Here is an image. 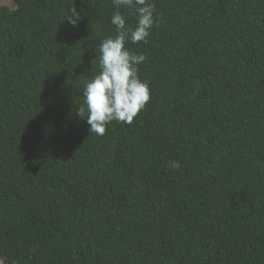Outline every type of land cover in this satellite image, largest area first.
Returning a JSON list of instances; mask_svg holds the SVG:
<instances>
[{"label":"trees","instance_id":"trees-1","mask_svg":"<svg viewBox=\"0 0 264 264\" xmlns=\"http://www.w3.org/2000/svg\"><path fill=\"white\" fill-rule=\"evenodd\" d=\"M147 2L158 24L126 47L151 98L103 136L77 109L112 0L0 7L7 264H264V0Z\"/></svg>","mask_w":264,"mask_h":264},{"label":"clouds","instance_id":"clouds-1","mask_svg":"<svg viewBox=\"0 0 264 264\" xmlns=\"http://www.w3.org/2000/svg\"><path fill=\"white\" fill-rule=\"evenodd\" d=\"M117 9L111 18L115 35L104 38L99 45V71L83 88V105L77 114L86 118L90 133L103 136L113 122L131 124L151 98L147 80L141 79L138 66L146 60L126 47L147 42L151 29L158 24L154 17V5L147 0H112ZM134 10L136 26L127 24V16L120 9ZM80 13L74 10L68 17L73 26L78 24ZM95 59L93 60V63ZM169 167L179 169V161H171Z\"/></svg>","mask_w":264,"mask_h":264},{"label":"rangeland","instance_id":"rangeland-1","mask_svg":"<svg viewBox=\"0 0 264 264\" xmlns=\"http://www.w3.org/2000/svg\"><path fill=\"white\" fill-rule=\"evenodd\" d=\"M8 5L11 8H15L17 6V0H0V7ZM0 264H7L5 261L0 260Z\"/></svg>","mask_w":264,"mask_h":264}]
</instances>
